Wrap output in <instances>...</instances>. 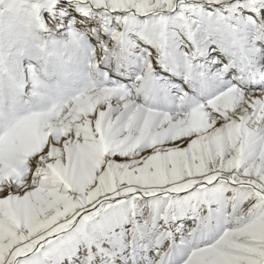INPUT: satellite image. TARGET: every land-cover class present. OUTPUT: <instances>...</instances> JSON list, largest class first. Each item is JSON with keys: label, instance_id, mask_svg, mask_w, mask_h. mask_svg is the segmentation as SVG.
Masks as SVG:
<instances>
[{"label": "snow or ice", "instance_id": "1", "mask_svg": "<svg viewBox=\"0 0 264 264\" xmlns=\"http://www.w3.org/2000/svg\"><path fill=\"white\" fill-rule=\"evenodd\" d=\"M0 264H264V0H0Z\"/></svg>", "mask_w": 264, "mask_h": 264}]
</instances>
